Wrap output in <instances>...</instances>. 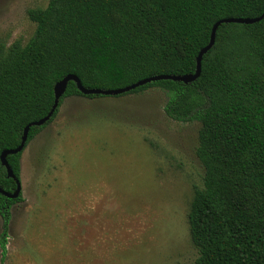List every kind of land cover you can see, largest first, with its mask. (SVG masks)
Here are the masks:
<instances>
[{"label": "trees", "instance_id": "16d2710c", "mask_svg": "<svg viewBox=\"0 0 264 264\" xmlns=\"http://www.w3.org/2000/svg\"><path fill=\"white\" fill-rule=\"evenodd\" d=\"M263 11L264 0H47L27 9L33 35L25 44L0 41V152L16 147L24 126L47 114L53 85L65 74L107 89L192 73L214 22ZM148 87L165 91L169 118L199 123L202 185L193 186L187 211L197 250L192 264H264V17L220 23L193 81L156 80L122 94ZM73 95L100 96L82 94L69 80L50 118L29 127L23 148ZM22 150L6 156L19 180ZM0 187L15 188L1 162ZM20 200L0 194L1 261L10 207Z\"/></svg>", "mask_w": 264, "mask_h": 264}, {"label": "rangeland", "instance_id": "374dc122", "mask_svg": "<svg viewBox=\"0 0 264 264\" xmlns=\"http://www.w3.org/2000/svg\"><path fill=\"white\" fill-rule=\"evenodd\" d=\"M46 2L0 0V41L25 44L35 30L27 9ZM165 101L157 87L65 97L21 152L22 200L0 264H192L199 123L169 118Z\"/></svg>", "mask_w": 264, "mask_h": 264}, {"label": "water", "instance_id": "95a60500", "mask_svg": "<svg viewBox=\"0 0 264 264\" xmlns=\"http://www.w3.org/2000/svg\"><path fill=\"white\" fill-rule=\"evenodd\" d=\"M264 17V11L256 16V17H226V18H221L219 20H217L216 22H214V24L211 27L210 30V35H209V41L206 45H204L197 53L196 56V65H195V70L192 73H185V74H155V75H151V76H147L144 78H141L131 84L122 86V87H118V88H107V89H102V88H86L84 87L81 82L80 79L78 78L77 75H75L74 73H67L65 74L60 80H58L57 82H55V84L53 85V94H54V98H53V103L51 105V108L49 109V111L47 112L46 115H44L43 117L28 122L23 130H22V136H21V140L19 142V144L14 147V148H7V149H3L0 152V162L1 164L4 166L5 171H6V175L12 179H14L15 181V188L12 192H8L3 190L0 187V194H2L3 196L7 197V198H15L20 194V190H21V184H20V180L16 179L10 165L8 164V161L6 159V156L8 154H14L17 152H20L23 149L26 137H27V133L29 130V127L32 125H36V126H40L42 125L44 122H46L50 116L52 115V113L54 112V110L56 109V107L58 106V101H59V97L63 94L67 82L69 80H72L75 82L77 89L82 93V94H96V95H118V94H122L125 92H128L140 85L146 84L148 82L151 81H156V80H162V79H170V80H174V81H182L184 83L187 82H191L194 79H196L199 74H200V70H201V58L202 55L204 53L207 52V50L210 49V47L213 45L214 43V38H215V32H216V28L218 27V25L222 22H235V23H245V24H250V23H254L257 22L259 20H261Z\"/></svg>", "mask_w": 264, "mask_h": 264}]
</instances>
